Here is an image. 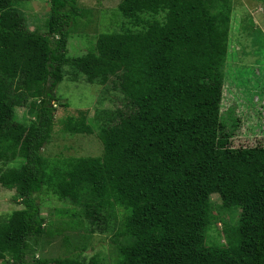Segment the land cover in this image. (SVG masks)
<instances>
[{
    "label": "trees",
    "instance_id": "obj_1",
    "mask_svg": "<svg viewBox=\"0 0 264 264\" xmlns=\"http://www.w3.org/2000/svg\"><path fill=\"white\" fill-rule=\"evenodd\" d=\"M21 1L0 0V162L21 160L0 172V185L23 205L0 223V264H95L27 258L28 240L44 232L37 199L43 187L78 202L84 184L100 204L127 210L129 241L116 264H264V148L219 151L215 142L226 54L220 24L229 0H120L117 8L129 18L163 14V21L102 33L95 52L77 57L66 55L77 0H49L44 34L29 29L13 6ZM65 67L88 82L115 77L129 105L101 128L100 157L51 162L42 154ZM25 105L36 122L14 119V107ZM66 121V131L91 133L83 118ZM214 190L240 216L234 239L207 247Z\"/></svg>",
    "mask_w": 264,
    "mask_h": 264
},
{
    "label": "rangeland",
    "instance_id": "obj_2",
    "mask_svg": "<svg viewBox=\"0 0 264 264\" xmlns=\"http://www.w3.org/2000/svg\"><path fill=\"white\" fill-rule=\"evenodd\" d=\"M119 1L77 0L80 15L69 28L67 57L95 52L102 33L138 32L146 27V21H163V14L139 13L129 18L118 10ZM229 4L228 18L220 24L226 35V54L216 149L264 148V0H229ZM13 6L22 13L30 30L46 33L49 0H22ZM63 74L56 87L54 121L42 154L51 162L100 157L101 128L117 122L121 112L130 111L127 100L115 77L88 82L74 67H65ZM68 117L83 118L91 133L66 131ZM14 119L24 124L37 121L34 109L28 105L14 107ZM20 161L0 162V172L19 167ZM217 161H221L219 155ZM81 190L75 202L43 187L37 199L45 220L44 232L28 240V260L68 257L93 260L95 264H116L120 260V248L129 241L123 233L127 210L100 204L90 194L88 184ZM15 194V190L0 185V223L11 212L23 208ZM88 211L93 215L89 216ZM239 216L240 208L224 207L219 192L214 190L209 199L204 244L226 246L229 239L235 238Z\"/></svg>",
    "mask_w": 264,
    "mask_h": 264
}]
</instances>
